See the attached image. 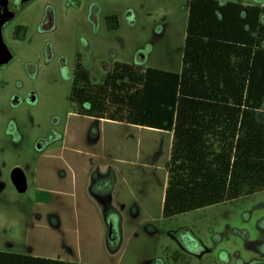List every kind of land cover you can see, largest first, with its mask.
Instances as JSON below:
<instances>
[{"label":"rangeland","instance_id":"rangeland-1","mask_svg":"<svg viewBox=\"0 0 264 264\" xmlns=\"http://www.w3.org/2000/svg\"><path fill=\"white\" fill-rule=\"evenodd\" d=\"M189 1L29 0L9 10L1 26L11 57L0 63V249L79 264H213L224 251L236 263L264 253V189L164 217L171 133L90 116L69 99L77 57L95 82L115 60L180 71ZM233 1L264 8V0ZM257 116L264 119V102ZM13 168L24 174L23 191ZM142 195L148 214L132 209ZM183 234L198 249H187Z\"/></svg>","mask_w":264,"mask_h":264},{"label":"trees","instance_id":"trees-1","mask_svg":"<svg viewBox=\"0 0 264 264\" xmlns=\"http://www.w3.org/2000/svg\"><path fill=\"white\" fill-rule=\"evenodd\" d=\"M69 99L90 116L172 132L164 217L263 190L264 8L190 0L180 71L115 60L95 82L77 57ZM0 264L78 263L0 249Z\"/></svg>","mask_w":264,"mask_h":264},{"label":"flooded vegetation","instance_id":"flooded-vegetation-1","mask_svg":"<svg viewBox=\"0 0 264 264\" xmlns=\"http://www.w3.org/2000/svg\"><path fill=\"white\" fill-rule=\"evenodd\" d=\"M27 1H29V0H3V2H0V18L1 17L5 18V23H6L9 19H11L10 18L11 14L9 13V10L13 9V11H17ZM20 100H21V98L18 99V101H20ZM28 101H32V100L28 98ZM11 177L13 179L14 185H15V180L21 181L23 178H25L24 174L16 168L12 169ZM238 232H239V234L240 233L244 234V235L247 234V232L244 231L243 229H239ZM182 241H183V244L186 246L187 249H193L195 251V249H198V247H199L197 240L194 239L189 234H183ZM175 253H177V258H176L177 261L185 259V252L184 251H176ZM213 264H264V253H259V254L253 255L244 261L241 259H238L236 261V263H231L230 257L224 251L223 256H220V258L215 259Z\"/></svg>","mask_w":264,"mask_h":264},{"label":"water","instance_id":"water-1","mask_svg":"<svg viewBox=\"0 0 264 264\" xmlns=\"http://www.w3.org/2000/svg\"><path fill=\"white\" fill-rule=\"evenodd\" d=\"M257 2L261 1V0H255ZM127 18L128 19H133V14H131V12H129L127 14ZM5 23V18H0V63H4L6 61H8L11 57L9 49L6 45V43L3 41L2 35H1V26ZM15 185L18 188V190L23 191L26 188V180L25 178H23L21 181H16L15 180ZM109 222V228H108V238L109 240H112V223L110 221Z\"/></svg>","mask_w":264,"mask_h":264},{"label":"crops","instance_id":"crops-1","mask_svg":"<svg viewBox=\"0 0 264 264\" xmlns=\"http://www.w3.org/2000/svg\"><path fill=\"white\" fill-rule=\"evenodd\" d=\"M113 121V120H112ZM114 122H118V121H114ZM125 123V122H124ZM128 124V123H127ZM133 125V124H131ZM140 126V125H138ZM146 127V126H145ZM148 128H151V127H148ZM153 129H157V128H153ZM163 130V129H161ZM166 131V130H164ZM169 133H171V140H172V132L171 131H168ZM170 146H171V143H170ZM116 168V167H115ZM118 169V168H116ZM26 180V179H25ZM26 187H27V182H26ZM44 190L47 191L46 187H43ZM165 191V189H164ZM142 194V193H141ZM138 200H136V203L132 204V209H135L138 211V212H144L145 214H148L151 212V207H150V199L148 198V196H143L142 197H139L137 196ZM163 198H164V192L162 193V196H161V210H162V207H163ZM108 207L111 208V205H108ZM106 206V208H108ZM140 210V211H139ZM150 215V214H149ZM105 219V218H104ZM109 223V222H108ZM105 242H106V237H105ZM27 253V252H26ZM28 254H33V255H37V253L33 252L32 250L30 252H28ZM51 257H55V258H62V259H66V260H72L71 258H68V257H61V256H51ZM74 261V260H73ZM79 264V263H78Z\"/></svg>","mask_w":264,"mask_h":264}]
</instances>
